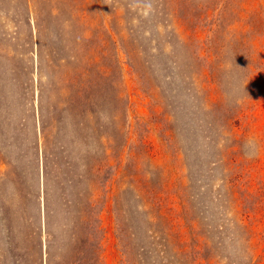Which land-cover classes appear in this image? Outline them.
Returning a JSON list of instances; mask_svg holds the SVG:
<instances>
[{"label": "rangeland", "instance_id": "374dc122", "mask_svg": "<svg viewBox=\"0 0 264 264\" xmlns=\"http://www.w3.org/2000/svg\"><path fill=\"white\" fill-rule=\"evenodd\" d=\"M0 264H264V0H0Z\"/></svg>", "mask_w": 264, "mask_h": 264}]
</instances>
